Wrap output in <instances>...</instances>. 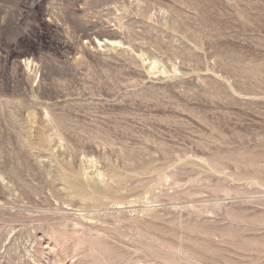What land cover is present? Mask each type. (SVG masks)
Returning <instances> with one entry per match:
<instances>
[{
  "label": "rangeland",
  "instance_id": "rangeland-1",
  "mask_svg": "<svg viewBox=\"0 0 264 264\" xmlns=\"http://www.w3.org/2000/svg\"><path fill=\"white\" fill-rule=\"evenodd\" d=\"M0 264H264V0H0Z\"/></svg>",
  "mask_w": 264,
  "mask_h": 264
},
{
  "label": "bare ground",
  "instance_id": "bare-ground-1",
  "mask_svg": "<svg viewBox=\"0 0 264 264\" xmlns=\"http://www.w3.org/2000/svg\"><path fill=\"white\" fill-rule=\"evenodd\" d=\"M96 199V198H95ZM124 200V198L123 199H121L120 201H116L115 203L113 202V205H124L125 204V202L123 201ZM111 204V203H110ZM128 204V203H127ZM168 263V262H167Z\"/></svg>",
  "mask_w": 264,
  "mask_h": 264
}]
</instances>
